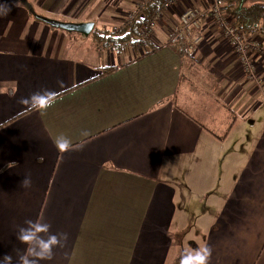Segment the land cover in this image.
Here are the masks:
<instances>
[{
  "label": "crops",
  "instance_id": "0c3cea01",
  "mask_svg": "<svg viewBox=\"0 0 264 264\" xmlns=\"http://www.w3.org/2000/svg\"><path fill=\"white\" fill-rule=\"evenodd\" d=\"M142 3L0 0V259L19 264L31 220L62 237L39 264H180L184 243L211 249L207 264H264V55L250 79L209 27L190 54L171 41L185 4L162 11L147 47L120 51L28 9L76 24L96 13L116 31ZM35 93L53 102L28 111Z\"/></svg>",
  "mask_w": 264,
  "mask_h": 264
},
{
  "label": "built area",
  "instance_id": "2783aa9c",
  "mask_svg": "<svg viewBox=\"0 0 264 264\" xmlns=\"http://www.w3.org/2000/svg\"><path fill=\"white\" fill-rule=\"evenodd\" d=\"M147 2L149 0H143L142 4ZM179 4H185L186 10L181 16V24L173 36L177 40L184 39L187 41L190 54L202 44L204 40L202 33L205 27L212 25L223 38L231 41L233 51L240 58L248 77L255 79L252 58L256 53L264 55L262 40L250 38L245 32L237 28L233 22L231 23V20L223 11L224 0H168L165 2L162 11L171 10ZM162 11L156 12L151 18L144 20L140 32L142 40L150 41L152 39L153 30L162 18ZM122 48L125 50L126 45Z\"/></svg>",
  "mask_w": 264,
  "mask_h": 264
},
{
  "label": "trees",
  "instance_id": "16d2710c",
  "mask_svg": "<svg viewBox=\"0 0 264 264\" xmlns=\"http://www.w3.org/2000/svg\"><path fill=\"white\" fill-rule=\"evenodd\" d=\"M23 0H19V2ZM168 0H149V2L137 7L135 13L124 22L116 31L95 30L93 32L95 46L98 50L114 49L120 51L123 46L141 45L147 47V41L142 40L140 32L144 20L151 18L156 12L162 11L165 2ZM224 13L233 20L242 32L250 38L264 37V3L253 2L252 0H224ZM256 38V39H257ZM176 41L175 37L171 41ZM183 41L182 39L176 42ZM116 69L110 68L104 76L114 73Z\"/></svg>",
  "mask_w": 264,
  "mask_h": 264
},
{
  "label": "clouds",
  "instance_id": "9594fccd",
  "mask_svg": "<svg viewBox=\"0 0 264 264\" xmlns=\"http://www.w3.org/2000/svg\"><path fill=\"white\" fill-rule=\"evenodd\" d=\"M53 99L54 94L52 93H46L44 95L35 93L30 98H22L20 103L29 105L30 107L27 110L31 111L34 109H46L51 105ZM56 144L61 151L68 150L71 147L70 140L65 136H60ZM22 184L28 186L30 181L24 179ZM25 223L28 226L20 227L16 238L29 247L26 254L19 257V264H39L41 260H51L53 256V247L60 244L62 237L49 234L45 239L40 234L49 233V224L34 223L31 220H27ZM210 255L211 249L209 248L199 249L194 252L186 250L181 257L180 264H207ZM0 264H12V257L10 255H4L3 258L0 259Z\"/></svg>",
  "mask_w": 264,
  "mask_h": 264
},
{
  "label": "water",
  "instance_id": "95a60500",
  "mask_svg": "<svg viewBox=\"0 0 264 264\" xmlns=\"http://www.w3.org/2000/svg\"><path fill=\"white\" fill-rule=\"evenodd\" d=\"M28 9L30 10V12L32 13V15L39 21L47 24L48 26L54 28V29H58V30H62L64 32L73 34H79L81 37L83 38H88L95 30V23L90 22V23H63V22H59L56 20H51L48 18H44L41 17L39 15H37L34 11V9L32 8V6L28 5Z\"/></svg>",
  "mask_w": 264,
  "mask_h": 264
},
{
  "label": "rangeland",
  "instance_id": "374dc122",
  "mask_svg": "<svg viewBox=\"0 0 264 264\" xmlns=\"http://www.w3.org/2000/svg\"><path fill=\"white\" fill-rule=\"evenodd\" d=\"M260 1H262V0H260ZM35 7V6H34ZM38 7V6H37ZM35 9V11L37 10L38 12H40V13H43L44 14V12H42V11H40L39 10V8H34ZM93 11H95L96 10V8H94V9H92ZM134 11V10H133ZM95 14L96 13H94L93 14V16L91 17V16H89L88 17V22H96V21H98V23H97V29H103L104 27L103 26H101L100 24H99V20L101 19L100 18V16H98L96 19L94 18V16H95ZM45 15H47V17H51L50 15H48V14H45ZM133 16V15H132ZM61 17H59V19H60ZM123 18V16H121V19ZM230 19V18H229ZM231 20V23L233 22V20L232 19H230ZM233 24H234V22H233ZM235 25V24H234ZM109 28H110V26H108ZM211 28V29H215V28H213V26L212 25H209V26H206L205 27V29H204V31H203V33H202V35L204 36V40H203V42L205 41V32H206V30H207V28ZM237 27V26H236ZM238 28V27H237ZM215 31H216V29H215ZM217 32V31H216ZM217 33H219V32H217ZM225 39V38H224ZM227 42H228V44H229V46L232 48V45H231V41H229L228 39H225ZM148 42V41H147ZM202 42V43H203ZM89 44H93V41L91 40V41H89ZM264 46V45H263ZM135 49L134 48H132L131 49V53H130V51H129V53H127L128 54V56H133V54H134V51ZM232 50H233V48H232ZM121 55H124V54H121ZM232 138H234V136L232 137ZM234 142V139H232V141H231V143H230V145L228 146L230 149L232 148V143ZM229 144V142H227V145ZM227 146L225 147L226 149L228 148ZM193 251L194 252V250L193 249H191L190 247H189V245L186 243H184V249H183V253H185V251ZM176 251V250H175ZM180 252H182V250L180 251Z\"/></svg>",
  "mask_w": 264,
  "mask_h": 264
}]
</instances>
